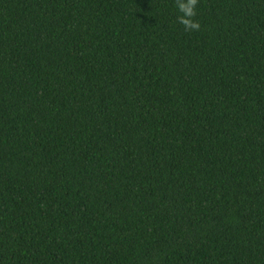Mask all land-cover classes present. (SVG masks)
Segmentation results:
<instances>
[{
    "label": "trees",
    "instance_id": "16d2710c",
    "mask_svg": "<svg viewBox=\"0 0 264 264\" xmlns=\"http://www.w3.org/2000/svg\"><path fill=\"white\" fill-rule=\"evenodd\" d=\"M0 264H264V0H0Z\"/></svg>",
    "mask_w": 264,
    "mask_h": 264
},
{
    "label": "clouds",
    "instance_id": "9594fccd",
    "mask_svg": "<svg viewBox=\"0 0 264 264\" xmlns=\"http://www.w3.org/2000/svg\"><path fill=\"white\" fill-rule=\"evenodd\" d=\"M196 2L197 0H177V7L179 11L184 14V17H190L194 15ZM181 23H183L186 28H198V24L190 23V21H188L187 19L181 18Z\"/></svg>",
    "mask_w": 264,
    "mask_h": 264
}]
</instances>
